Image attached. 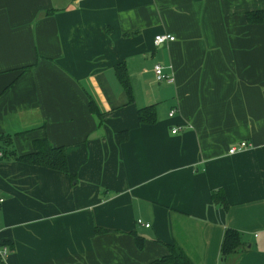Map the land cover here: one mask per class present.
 Segmentation results:
<instances>
[{
  "label": "crops",
  "instance_id": "crops-1",
  "mask_svg": "<svg viewBox=\"0 0 264 264\" xmlns=\"http://www.w3.org/2000/svg\"><path fill=\"white\" fill-rule=\"evenodd\" d=\"M253 10L264 0H0L6 264H148L168 244L183 264H264V20L248 22ZM157 34L174 39L156 46ZM150 105L155 120L139 122ZM42 138L64 148L68 174L16 158ZM227 228L241 245L222 258Z\"/></svg>",
  "mask_w": 264,
  "mask_h": 264
},
{
  "label": "trees",
  "instance_id": "trees-1",
  "mask_svg": "<svg viewBox=\"0 0 264 264\" xmlns=\"http://www.w3.org/2000/svg\"><path fill=\"white\" fill-rule=\"evenodd\" d=\"M245 16L246 20L251 23H262L264 20V13L262 10L247 11ZM116 73L118 79L128 93L129 100H131L130 86L121 65L116 66ZM89 108L91 111L97 113V110L92 102H90ZM137 114L139 122L152 123L155 120L153 105L139 108L137 110ZM124 138L125 132H120L119 139ZM16 158L26 164L50 168L68 174L64 148L62 146H53L46 138H42L34 142L33 152L17 156ZM213 199L223 205H226L225 198L222 193L213 194ZM96 230L103 231L101 228H96ZM137 242L138 245L141 244L142 239L136 238V243ZM240 245L241 242L239 233L232 228L225 229L220 246V256L225 258L229 254L236 252ZM185 262L186 259L183 253L176 246L168 244L167 253L161 258L153 260L148 264H183ZM0 264H6L3 256H0Z\"/></svg>",
  "mask_w": 264,
  "mask_h": 264
},
{
  "label": "built area",
  "instance_id": "built-area-1",
  "mask_svg": "<svg viewBox=\"0 0 264 264\" xmlns=\"http://www.w3.org/2000/svg\"><path fill=\"white\" fill-rule=\"evenodd\" d=\"M174 37L169 35V34H157L154 36L153 38V43L158 46V45H161L162 43H164L165 41L167 40H173ZM153 72L155 74V78L156 80L158 81H161V80H164L165 79V76L164 74L162 73V67L160 64H155L154 67H153ZM173 110H171L169 112V116H171L173 114ZM178 127H175V128H172L171 132L172 133H176L178 131ZM248 147V144L246 142H239L237 143L236 145L234 146H231L229 149H228V153L232 154V153H235L237 151H240L244 148ZM0 155H1V152H0ZM2 200L0 199V202ZM137 223L142 225V226H145V227H148L149 224L148 223H143L141 220H137ZM7 252V248L5 246L1 247L0 248V256H3L5 253Z\"/></svg>",
  "mask_w": 264,
  "mask_h": 264
}]
</instances>
